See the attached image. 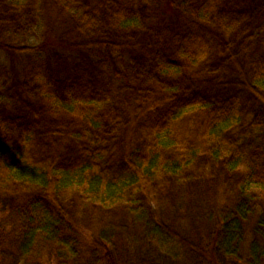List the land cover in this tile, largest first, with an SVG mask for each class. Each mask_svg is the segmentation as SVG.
<instances>
[{
  "label": "trees",
  "instance_id": "obj_1",
  "mask_svg": "<svg viewBox=\"0 0 264 264\" xmlns=\"http://www.w3.org/2000/svg\"><path fill=\"white\" fill-rule=\"evenodd\" d=\"M0 264H264V0H0Z\"/></svg>",
  "mask_w": 264,
  "mask_h": 264
},
{
  "label": "rangeland",
  "instance_id": "obj_2",
  "mask_svg": "<svg viewBox=\"0 0 264 264\" xmlns=\"http://www.w3.org/2000/svg\"><path fill=\"white\" fill-rule=\"evenodd\" d=\"M192 210L188 211L186 209H182V210L171 209V212L173 213L171 214L173 219L172 223L176 226L177 229H180L181 231L189 235L195 233L200 228L204 227V225L207 223L204 218L205 215L201 214L200 212V211H204V205L202 206V208L195 207V211ZM122 242L124 241L120 240L118 245L125 246V244ZM131 250L132 249H130V251Z\"/></svg>",
  "mask_w": 264,
  "mask_h": 264
}]
</instances>
